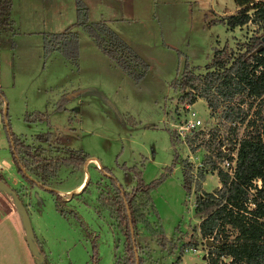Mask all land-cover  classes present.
<instances>
[{"label":"rangeland","instance_id":"obj_1","mask_svg":"<svg viewBox=\"0 0 264 264\" xmlns=\"http://www.w3.org/2000/svg\"><path fill=\"white\" fill-rule=\"evenodd\" d=\"M102 5L107 13L126 19L109 26L148 65L137 82L108 66L106 57L93 51L83 30L77 32L80 49L75 63L58 51L45 57V36L66 28L78 31L72 23L76 21L75 0H11L13 30L0 36L2 178L23 198L48 264H115L122 254L123 235L108 212L101 210L99 189H108L111 174L129 188L133 168L141 171L147 184L164 176L150 197L168 242L163 247L141 228V237L146 239L140 241L143 264H208L214 252L204 243L200 219L194 216L195 188L192 185L189 196L183 188L181 160L184 156L195 170L188 159L190 150L199 155L197 162H211L192 136L186 141L178 137L174 124L182 121L188 109L171 83L185 61L199 68L195 73L203 74L215 49L228 44L238 51L240 43L254 36L262 38L264 23L248 22L229 29L219 18L237 11L234 0H103ZM91 14H98L93 3ZM243 100L246 108L252 102L243 114L250 115L251 134H258L256 120L264 115V107L255 104L264 101ZM204 101L198 99L192 108L199 118L208 119L211 112ZM223 110L219 108L217 115ZM5 123L26 144L42 147L43 161L39 169L35 164L33 169L38 173L35 178L46 179L41 180L45 187L31 185L18 174ZM170 132L178 140L176 162ZM65 148L80 150L89 160L80 168L61 165L53 177H43L45 161L65 156ZM103 167L111 174L101 171ZM83 175L86 179L76 192ZM217 184L216 174H208L204 189L212 191ZM72 191L75 194L70 195ZM149 219L155 217L149 214ZM0 223L6 229L5 237L0 236V264H35L20 218L10 197L1 191ZM224 234L219 232V240ZM191 239L196 240L195 248L181 254L180 248ZM3 254L6 261L1 259Z\"/></svg>","mask_w":264,"mask_h":264},{"label":"trees","instance_id":"obj_2","mask_svg":"<svg viewBox=\"0 0 264 264\" xmlns=\"http://www.w3.org/2000/svg\"><path fill=\"white\" fill-rule=\"evenodd\" d=\"M234 2L237 11L219 18V21L225 23L229 29L243 26L248 22L264 23V0H234ZM75 6V25L86 32L100 51L134 81L142 79L148 65L130 44L114 31L108 22L104 20L89 22L88 9L83 0H75ZM10 11L11 0H0V36L13 30ZM239 46L241 50L238 51H234L228 44L215 49L210 62L204 66L206 72L203 74L195 73L199 68L185 61L179 77L171 83L172 88L180 92L182 100L187 104L192 105L198 98H202L209 108L224 109L220 118L226 120L239 118L242 112L251 108L252 102L244 110L235 101L240 99V102H243L244 97L252 101L264 93V44L261 37L254 36L247 42L240 43ZM43 51L45 57L58 51L65 60L75 63L79 55L78 33L69 30L48 34L43 41ZM0 98H2L1 92ZM261 105L264 104H259ZM7 127L8 124H5V129ZM6 131L12 161L18 174L31 185L41 183L34 177L38 173L33 169V165H37L39 169V164L43 161L42 147L30 146L10 130ZM169 134L174 148L173 160L176 162L179 158L175 148L178 140L175 133ZM65 151V156L55 155L45 161L43 173L46 175L43 177H53L61 165L80 168L89 160L80 150L65 148ZM181 162L184 167L182 185L186 195L189 196L193 179L190 164L184 156ZM210 168L215 169V165L211 164ZM100 170L107 175L111 174L105 167ZM217 175L221 185L213 192L202 190L201 181L204 180L202 171L199 172V180L194 185L196 191L194 216L200 219L199 232L203 238L213 237L216 243L209 247L214 252L208 257L209 264H264V143L258 138V134H251L249 138L241 141L233 177L221 169L217 171ZM107 177L110 180L109 187L99 189L97 201L101 210L108 212L116 222L123 235L122 254L115 264H143L144 255L140 241L146 239L141 237V228L155 237L163 247L168 242L150 197V191L164 176L147 184L143 181L141 171L133 168L130 178L132 186L129 188L126 187L129 184L120 183L112 174ZM0 179L3 180L1 173ZM256 180L261 182L260 186L255 183ZM88 183L86 182L81 192L86 189ZM41 185L46 186L44 183ZM13 190L26 206L17 190ZM13 208L16 211L14 206ZM149 214L155 217L154 221L149 219ZM226 229H230L229 232H225ZM220 231L225 234L219 240ZM230 232L233 235L230 236L228 234ZM195 246L196 240L191 239L182 245L180 253ZM38 248L44 254L45 263L48 264L44 251L39 245ZM95 256L94 250V261ZM226 256L231 257L228 263L222 260V257Z\"/></svg>","mask_w":264,"mask_h":264},{"label":"built area","instance_id":"obj_3","mask_svg":"<svg viewBox=\"0 0 264 264\" xmlns=\"http://www.w3.org/2000/svg\"><path fill=\"white\" fill-rule=\"evenodd\" d=\"M253 101L256 103L264 101V93ZM236 102H238L240 108L246 110L245 101L240 102L239 99ZM258 105L259 104H255V106ZM261 106L264 107V105ZM186 107L188 110L185 112V116L182 118V121L174 124L176 133L178 137L184 141H186L188 137L192 136L193 139L197 141L200 148L203 149L205 155L210 158L211 162L206 164H202V161L197 162L198 156L189 150L188 159L192 161L195 168L194 171L190 169L193 178L192 185L194 186L195 182L199 180L198 176L200 171L204 173V179L206 175L211 173L217 175V171L219 169L226 172L230 177H233L237 166L240 143L243 139L251 136V131L248 128L250 115H247V112L245 114L242 112L239 118L226 120L220 118L219 114L217 115L218 109L213 110L210 108L211 114L209 118L201 119L196 115V112L192 109L191 104H187ZM262 113H264V111H262ZM256 123H260L258 138L264 143V115L262 118L257 119ZM198 149L199 147H197V150ZM190 163L191 162H189V164ZM211 164L215 165V169L210 168ZM257 185L260 186L259 180ZM195 205L196 200L194 202V207ZM208 238L213 239V237ZM222 260L226 262L224 257H222Z\"/></svg>","mask_w":264,"mask_h":264},{"label":"water","instance_id":"obj_4","mask_svg":"<svg viewBox=\"0 0 264 264\" xmlns=\"http://www.w3.org/2000/svg\"><path fill=\"white\" fill-rule=\"evenodd\" d=\"M262 43L264 44V36L261 38ZM258 51V50H256ZM3 116L6 118L7 116V108L5 107L3 110ZM7 125V123H5ZM6 130H9L7 127ZM0 191L7 194L11 201L13 206L16 209V212L20 218V222L24 231V238L26 241V244L29 248V251L31 255L34 258L35 264H46L44 254L40 251L38 248V245L36 243V237L32 228L31 220L29 217V214L27 212L26 206L22 203L21 199L17 195V193L3 180L0 179ZM75 191L69 192L70 195H72ZM204 243L208 247H212L216 245L215 242H213L212 239L206 238Z\"/></svg>","mask_w":264,"mask_h":264},{"label":"crops","instance_id":"obj_5","mask_svg":"<svg viewBox=\"0 0 264 264\" xmlns=\"http://www.w3.org/2000/svg\"><path fill=\"white\" fill-rule=\"evenodd\" d=\"M102 1L103 0H91V2L93 3V5H97L98 14H91V6H92V3L89 0H85L84 1L85 4H86V6H87V9H88V20H89V22H97L99 20H104V21L108 22L109 24L111 22H113V24H117V23H119L121 21H125L126 20V19H123V17H121V15H117V16H120V17H117V16H114V14H110L109 11L107 13V11H105V9H104V5H102ZM224 16H227V15H224ZM72 23H74V25H75V22H72ZM110 25L112 26V24H110ZM77 28H78V31L77 30H75V31L79 33L82 29L80 27H77ZM64 31H69V30H68V28H66L62 32H64ZM57 33H59V32H57ZM88 43L91 46V48L93 49V51H96V53H100L99 55H104L106 57L105 59L108 61V66H112V67H114V69H118V71L122 72L124 75H127L113 61H111L105 54H103L100 51V49L96 46V44L90 38H88ZM79 49H80V47H79ZM94 55L97 56L98 54H94ZM198 99H200V98H198ZM206 106H207V103H206ZM198 157H199V155H198ZM92 160L93 159H90V161H92ZM206 177H207V175L205 176L204 181H202L203 191H205V192H213L215 189H217V188L220 187V183H219L218 177L216 175V178H217V181H218V184H217L218 186L216 188H214L212 191H206L204 189V184H205ZM85 179H86V175H83L82 180L80 181V183L74 189L76 192H78L80 190V188H81L83 182L85 181ZM88 181H89V178H88L87 182ZM74 194H75V192H74ZM4 226H5V223H3V224L0 223V236H2V237H5V235H6V229L4 228ZM36 241H37V238H36ZM37 243H38V241H37ZM1 259L4 260V261L7 260V258L4 256V254L2 255V258ZM224 259H225L226 262H229L231 260V257L226 256V257H224Z\"/></svg>","mask_w":264,"mask_h":264},{"label":"flooded vegetation","instance_id":"obj_6","mask_svg":"<svg viewBox=\"0 0 264 264\" xmlns=\"http://www.w3.org/2000/svg\"><path fill=\"white\" fill-rule=\"evenodd\" d=\"M40 182H41V183H38L37 185H39V186H41V187H42L43 185H41V184H42L43 182H42L41 180H40Z\"/></svg>","mask_w":264,"mask_h":264}]
</instances>
